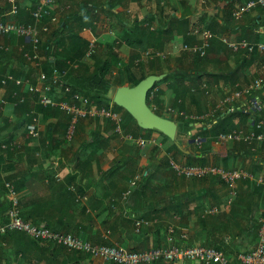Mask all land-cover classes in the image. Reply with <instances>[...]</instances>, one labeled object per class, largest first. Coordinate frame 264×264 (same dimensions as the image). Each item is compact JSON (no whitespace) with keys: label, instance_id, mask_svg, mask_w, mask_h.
<instances>
[{"label":"crops","instance_id":"1","mask_svg":"<svg viewBox=\"0 0 264 264\" xmlns=\"http://www.w3.org/2000/svg\"><path fill=\"white\" fill-rule=\"evenodd\" d=\"M16 1L21 7L17 17L5 15L9 4L0 0V20L16 19L24 23L29 19L27 14L39 3V0ZM247 1L59 0L54 7L59 20L71 14L66 18L68 24L78 26V20L75 21L72 14L83 13L84 4H95L96 7L87 12L88 16H83L85 27L97 22L92 33L99 43L102 41L101 44L111 43L112 38L119 37L120 46L116 50L124 62L129 60L135 49L125 44L122 31L132 27L137 20L141 26H150V30L156 34L148 38L161 42L169 56L168 63L164 65L165 72L162 73L164 77L158 86L162 91L159 110L163 116L175 121L180 120V113L185 111L192 120L189 130L176 121L181 152L174 149L173 141L165 138L163 133L157 130L149 133L130 120L123 111H120L122 117L130 120L128 131L124 130V134H140L157 140V144L139 147L116 132L112 121L91 118L80 120L73 140L65 142L68 116L64 113L37 112L39 97L28 91L27 81L40 85L37 79L39 70L25 62L21 50L30 47L28 41L15 35L0 37V42L10 46L8 52L0 50V73L12 74L20 82L18 84L11 80L5 85L0 82V225L8 221L10 203L5 182L10 180L19 185L21 207L27 209L35 206L33 202L42 203L40 210L51 221L62 220L58 222L62 230L78 234L92 243L115 241L129 250L165 246L168 228L172 225L177 242L206 245L210 236L212 244L207 243V246L225 244V253L232 264H236L239 252L252 250L257 236L249 231L252 226L250 220H255L253 223L256 224L261 211H264V193L254 192L251 187L242 207L244 212L238 215L237 211L241 207H236L234 217L238 215L240 224H228L225 214L230 207H226L229 193L226 183L212 174L194 178L179 176L169 162L170 158H174L188 165H202L197 156L199 153L193 149V143L195 147L197 142L192 141L191 136L200 133L203 123L190 116L203 115L219 107L225 96L236 89L250 86L257 78H264V52H236L220 40L222 36H227L231 40L264 41V8L255 7L240 17L233 14L238 6ZM67 6L69 11L65 12ZM122 23H125L124 27ZM196 28L211 30L217 35L216 40L212 42L207 55L199 61L195 62L196 56L189 53H184L186 60L181 59L182 45L200 40L193 33ZM82 36L86 39L91 37L87 30L82 31ZM52 48L54 51L55 46ZM102 48L99 50L104 51ZM41 57L44 62L45 55L42 52ZM113 69L114 74L119 70L118 67ZM15 92H19V95H15ZM17 96L25 97L24 106L16 104L14 98ZM253 98L262 105V115L260 112L248 114L250 99ZM231 106L237 108V112H232L235 113L231 117L233 124H238L244 132L248 131L255 117L264 120V86L254 89L248 96L236 99L233 105L226 108ZM27 111L34 115L31 122L26 121ZM226 112L228 114L231 111ZM34 119L39 129L38 137L32 136L27 129ZM10 138L20 142L18 150H7L1 146ZM229 144V141L213 142L205 155L204 164L247 170L255 168L256 164L251 158L238 157V166L230 161L224 162ZM260 148L264 154V147ZM48 153H51L49 157ZM56 173L61 176V180L55 178ZM261 174L264 175V172ZM135 175H140L136 187L138 190L123 202L122 193ZM145 176L149 177L146 181ZM141 183L146 186L140 187ZM71 186H74V190L70 189ZM245 189L246 184L239 181L238 190ZM84 206L87 210H84ZM212 207H217L219 212L205 214ZM136 216L157 221L137 230ZM183 234L188 237L182 238ZM82 253L54 243L34 242L23 231L15 230L11 238L0 236V264L101 263L100 258ZM174 264L202 263L179 261Z\"/></svg>","mask_w":264,"mask_h":264},{"label":"built area","instance_id":"2","mask_svg":"<svg viewBox=\"0 0 264 264\" xmlns=\"http://www.w3.org/2000/svg\"><path fill=\"white\" fill-rule=\"evenodd\" d=\"M9 4V8L5 15H11L17 17L20 14L21 7L16 0H4ZM58 0H39V3L34 7L31 12L33 21L32 22H19L15 20L2 21L0 20V37L15 35L24 38L28 43L32 45V52L22 48V52L26 61L33 64L35 67H39L38 71V82L39 84H28V91L33 94H37L39 97L38 102L44 106H52L59 108L71 116L69 126L66 132V139L72 141L78 122L81 119H111L115 123V130L120 134L124 135L129 141L134 142L139 147H146L148 145H156L157 140L153 138H147L140 134H124L122 128L123 117L120 112L113 109L112 105L109 107L98 106L93 100L84 94L76 91H72L70 85L65 81L67 70H60L53 68L48 74L40 69L42 64L40 44L43 41L44 34L50 32L51 25L59 22V16L55 14L54 7ZM255 7L264 8V0H248L245 4L238 6L233 14L235 17H240L246 12L250 11ZM69 9V6L65 7ZM48 20L44 22V19ZM95 25L97 24L94 23ZM106 25V24H105ZM92 26L84 28L90 32L91 37L88 38L89 47L85 54V61L92 60V56L95 54L99 46V41L96 35L92 33ZM263 37H264V30ZM194 34L198 35L200 40L195 43H185L180 50L189 53L190 55L205 56L207 55L208 48L211 46V40L216 36L214 32L207 28H196L193 31ZM220 40L225 43L233 51H243L248 54L254 52H264V41L252 42L245 39L242 40H231L227 36H222ZM119 43V42H118ZM0 50L8 52L10 46L0 42ZM146 56L151 57L149 51L146 52ZM155 55L166 58L167 55L164 53L157 52ZM0 80L3 85L9 81L14 80L15 83L20 84L18 80L12 74L0 73ZM264 86V78H257L250 86L236 89L232 94L225 96L221 100L219 107L206 112L203 115H191L190 117L198 121L214 118L217 110H234V106L226 108L227 106L233 105L236 99H241L244 96H248L256 88ZM66 92H71V99L65 100L58 97L59 90L63 89ZM159 87L152 88L148 94L151 102L150 107L156 109L157 105L154 103L156 93ZM18 93V94H17ZM15 95H19V92H15ZM18 98V96H17ZM25 97L19 96V100L16 104L24 102ZM250 112H261L263 107L260 102L256 99H250L249 105ZM174 111L173 109H169ZM187 117L184 112L180 113ZM253 126L244 132L241 129H235L230 132L220 133L217 142L225 143L231 140H244L251 142L252 140L264 141V120L261 119L258 122L253 121ZM27 129L32 136H39V129L37 126L36 119L27 125ZM9 143L11 147H20V142L16 139H12ZM4 143L3 147L7 148V144ZM170 166L176 174L179 176H186L188 178L204 177L207 175L219 176L223 182L226 183L229 189L226 207H230L232 202L238 193V182L242 179H253L257 180L258 184L264 187V175L261 174L257 177L244 168L225 169L219 165H188L181 163L174 158L169 160ZM55 178L61 180V176L56 173ZM140 175H135L129 180L128 188L122 193L121 201L125 202L129 199L132 194V188L139 184ZM5 188L7 197L9 199L8 208V221L0 225V235L5 234L8 231L18 230L23 231L32 238L40 240L41 242L54 243L62 245L69 250L83 252L89 254L92 257L100 258V264H151L154 262H162L163 264H174L179 261H193L200 262L202 264H232L230 258L227 256L225 251L218 249L215 246H207L203 244H176L175 243V227L169 225L168 234L166 236L167 244L165 246H158L145 250H129L123 247L120 243L112 241L109 244H97L92 243L89 240L82 238L81 236L65 231H57L48 227L45 223L36 224L31 220L25 219L21 214V194L18 191L13 181H6ZM74 190V186L70 187ZM84 199H87L84 196ZM219 209L217 207L208 208L206 210L207 215L217 214ZM157 219H148L145 217H135V225L137 230L144 225H150L152 222H156ZM261 224L257 234V242L255 247L250 251H241L237 254L236 264H264V218H261ZM184 238L188 236L182 235Z\"/></svg>","mask_w":264,"mask_h":264},{"label":"trees","instance_id":"3","mask_svg":"<svg viewBox=\"0 0 264 264\" xmlns=\"http://www.w3.org/2000/svg\"><path fill=\"white\" fill-rule=\"evenodd\" d=\"M95 7H96L95 4L94 5H88V3H87V4H84V6H83V8L85 10L83 13H79V14L77 13L78 15L72 14L73 18H75V21L78 20V23H79L78 26H74L75 24H73V23H72L73 25L68 24V20L66 18L71 16V14H68L67 16L65 15L63 20L62 19L59 20V22L56 24L57 26L51 25L50 32L44 34L43 41L40 44V50L45 55L44 62L42 61V64H41L42 68L40 66V69L45 71L48 74L53 70V68H58L60 70H67L68 73L64 79H65L66 83L71 86L73 92L76 91V92H80V93L84 94L85 96H87L91 100H93L98 106L109 107L110 105H112V107L115 111H117V112L123 111V113L126 114L130 118V120H132L136 125H138L136 120L133 118V116L127 110H125L124 108H122V107H120L114 103L113 97L111 96V91L115 90L118 86L124 85L126 83H128L131 86L137 85L142 79H144L146 76H148L150 74L160 75V74L164 73L165 72V66L164 65H165V63H168L169 56H168V54H166L167 51L164 50V48L162 47L163 44L161 42L158 43L156 41H151L148 38L149 36H153L156 34L152 30H150L151 29L150 26H147V27L141 26L139 20H137V21H135V23L132 27H130L128 29L125 28L122 31V38L124 39L125 44H127V45L131 46L133 49H135V52L132 53L129 60L127 62H124L123 58L118 55L115 48L120 46V43H118L119 37L116 36L112 39L111 43H107L108 48L106 50L102 48L104 51H100L99 50L100 48H99L95 52V54L92 56L93 64H92V68H91L90 64H88L84 60L85 54H86L88 47H89V41H88V39H86L82 36V31L86 27H90V26L94 27V23L85 27L86 22L83 19V16L84 15L88 16L87 12L93 10V8H95ZM67 11H69V9L66 10L65 12H67ZM27 15L29 16V19L27 21H25V23L32 22L33 18H32L31 13L27 14ZM81 16H82V19H81ZM47 20L48 19L45 18L44 22H46ZM122 25L124 27L125 23H122ZM144 36H147V37H144ZM216 37H217V35L214 38H212L211 45H212V42H214V40H216ZM27 45L28 46L30 45V47L29 48L27 47V49H25V50L32 52V50H33L32 45L30 43H28ZM53 46H55L54 51L52 50ZM209 48H208V50H209ZM147 51H149L150 54H152L151 57L145 55ZM157 52L164 53L167 55V57L161 58V57L155 55V53H157ZM100 53H107L108 57L102 58L103 55H100ZM184 53H187V52L183 51L181 53V55H183V56H181L180 58L186 60V55ZM254 53H256V52H254ZM195 56H196L195 62H197L200 59H202V57H205L206 55L200 56L199 54H197ZM24 60L27 64H30L28 61H26L25 58H24ZM115 67H118L119 70L114 74L113 68H115ZM36 70H39V67H36ZM146 70H147V72H146ZM4 74H5V72H4ZM161 81L162 80L157 81L152 88L154 89L155 87H158L159 83ZM149 93H150V91L148 92V94ZM179 96H180L179 100H181L182 97H181V95H179ZM58 97L65 99V100H70L71 99V92H66L63 88V89L59 90ZM14 99L16 102L19 100V97L18 98L15 97ZM147 101H148V104L150 105L151 102L149 100V96L147 97ZM153 101L157 105V108L153 109V110L157 114H160L163 116V114L159 110L160 106L162 105V91L160 90V88L157 91L156 98ZM24 102H23V104H22V102H20L17 105L19 107L24 106ZM38 104H39V106L37 108V112H41V113H45V114H60V113L66 114L69 118L68 125H67V128H68L69 122L71 120V116L69 114H67L66 112H64V111H62L56 107L44 106L40 103H38ZM177 110L182 111L181 109H177ZM226 111H228V110H226ZM226 111L225 112L224 111H217L214 115V118H208V119L201 120L200 122H202L203 124L200 127V133L197 135L191 136L193 138L192 141L197 142L195 147H194V143H193V149L199 153V154H197V156H199V158L202 162V165H205L204 164L205 163V155L212 148L211 145L213 144V142H217V138H218L220 133L230 132L232 130L240 128V126L238 124H233V121L231 118L235 114L232 112H237L236 106L234 107V110H232L231 112H228V114ZM244 112H245V114L248 113L246 111H244ZM262 112L263 111L260 112L261 115H262ZM184 113L187 114L185 111H184ZM251 113L255 115L257 112H250L248 114L251 115ZM25 115H26L25 116L26 121L31 122L34 115L30 114V112H28V111L25 112ZM180 117H181V119L180 120L176 119V121L180 124L181 127L185 128L186 130H189L190 129L189 125H190V123H192V120L189 119L188 116L185 117L184 115H181V114H180ZM254 119H256L255 121L259 120V118H256V117ZM107 120L112 121L109 118ZM130 120H126L123 117V120H122L123 131L124 130L126 131L128 129L127 125H128ZM113 124L115 127L114 122H113ZM252 125H254V124H252ZM147 130L149 133L152 131H156V129H147ZM66 132H67V130H66ZM164 136H165V138L169 139V137L166 136L165 134H164ZM11 140L12 139L10 138L8 140V142H10ZM65 142L69 143V141L66 139V137H65ZM229 142H230V144H229L230 146H229V149H227V155L223 159L224 162L230 161V162H233L234 165L238 166V164H237L238 157H243V158H247V159L251 158L252 161H254V163L256 164V166H255V168H252V170H248V171H250L254 175V177H257V175L259 176L260 173L264 172V154L260 150L261 149L260 147H264V141L260 142L258 140H252L251 142H247L244 140H231ZM4 143L5 142H3V144ZM3 144L1 146H3ZM6 144H7V148H6L7 150L14 148L16 151L19 148V147H11L9 145V143H6ZM172 144H173V147L175 150H177L178 152H181L180 148L174 142H172ZM191 145H192V143H191ZM47 155L49 157V155H51V153H48ZM191 156L192 155L190 154V157ZM224 168L228 169L229 167H224ZM229 169H235V168L232 167ZM245 170H247V169H245ZM148 179H149V177L145 176V181ZM241 181L244 184H246L247 189H245L243 191L238 190L236 198L234 199V201L230 205L229 212L226 211L227 213L225 214V216L228 220V224H231L232 222L234 224L237 223V225L240 224V221L237 219L238 218L237 216L240 214L241 211H242V213L244 212L242 207L244 206V204L247 200L246 197H247L248 191H250L249 189L251 187L253 188L254 192H259V194L261 192L264 193V187L261 184H258L257 180L255 178H253V179H248V178L242 179ZM143 183H141L140 187L143 185L142 187L144 188L146 186V184H143ZM16 187H17V189H19V185H16ZM67 189L68 188H65V190H67ZM69 190L70 189H68V192L73 194V192H71V190L70 191ZM26 204H28V203H26ZM32 204L35 205L34 207H31L32 209L31 208L26 209V208L21 207V214L25 219L31 220L32 222H34L36 224L45 223L48 227H50L53 230L64 231V230H62L60 224L58 223L62 220H58L56 222L51 221V219L48 216H46L40 210V208L42 207V205H41L42 203L33 202ZM263 204H264V201H263ZM38 206H39V209H36V207L38 208ZM236 207H238L239 209L241 207V209L239 211H237ZM83 208H84V210H87V208L85 206ZM236 211H237L238 215L234 217ZM246 211H247V209H246ZM260 215H261L260 218L261 217L264 218V211H261ZM241 218H243V215L241 216ZM260 218L259 219L257 218L256 224L253 223L255 220H253V219L250 220V223L252 226H251V228H249V231L256 234V236L258 234V230H259V227L261 224ZM244 231L245 230H243L242 232H244ZM65 232H68V230H65ZM14 234H15V230L8 231L5 234H1V235L3 237L11 238ZM182 238H184V237H182ZM28 239H30L34 242H38V243L41 242L40 240H36L29 235H28ZM175 243L176 244H182L180 241L177 242L176 240H175ZM207 243L210 245L212 244V243H210V236H208V242ZM207 243H206V245H208ZM107 244H109V243H107ZM214 246L217 247L218 249L225 251V252L227 250L225 248L226 247L225 244H216L215 243ZM82 254H84V253H82ZM151 264H163V263L157 261V262H154Z\"/></svg>","mask_w":264,"mask_h":264},{"label":"water","instance_id":"4","mask_svg":"<svg viewBox=\"0 0 264 264\" xmlns=\"http://www.w3.org/2000/svg\"><path fill=\"white\" fill-rule=\"evenodd\" d=\"M163 77L164 74H150L137 85L124 84L118 86L113 95V101L127 110L136 120L139 127L145 130L156 129L160 131L182 149L178 139V123L171 118L157 114L147 101L148 92Z\"/></svg>","mask_w":264,"mask_h":264},{"label":"rangeland","instance_id":"5","mask_svg":"<svg viewBox=\"0 0 264 264\" xmlns=\"http://www.w3.org/2000/svg\"><path fill=\"white\" fill-rule=\"evenodd\" d=\"M112 39H113V38H112ZM111 41H112V40H111ZM101 42H102V41H100V43H99L98 49H99L100 47H101V48L104 47L103 49L107 48V44H106V43L101 44ZM182 46H183V45H182ZM118 47H119V46H118ZM118 47H116V48H118ZM116 48H115V49H116ZM98 49H97V50H98ZM97 50H96V51H97ZM116 51H117V50H116ZM117 53H118V52H117ZM98 55H99V54H98ZM100 55H103L102 58L106 57L105 55H107V57H108V54H107V53H101ZM118 55H119V54H118ZM119 56H120V55H119ZM90 64L92 65L93 62H91ZM0 81H1V80H0ZM113 91H114V90H113ZM113 91H111V96H112V92H113ZM77 126H78V125H77ZM257 176H258V175H257ZM128 186H129V183H128ZM128 186H127V188H128ZM136 187H137V186H136ZM136 187H133V188H132V193H133L134 191L138 190V188L136 189ZM134 194H135V192H134Z\"/></svg>","mask_w":264,"mask_h":264}]
</instances>
